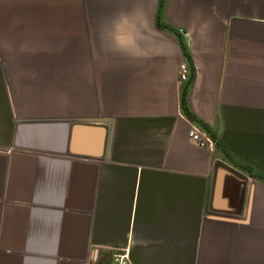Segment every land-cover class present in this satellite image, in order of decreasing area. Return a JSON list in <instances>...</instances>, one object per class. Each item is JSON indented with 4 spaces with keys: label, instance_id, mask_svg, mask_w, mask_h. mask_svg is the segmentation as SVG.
I'll return each instance as SVG.
<instances>
[{
    "label": "crops",
    "instance_id": "0c3cea01",
    "mask_svg": "<svg viewBox=\"0 0 264 264\" xmlns=\"http://www.w3.org/2000/svg\"><path fill=\"white\" fill-rule=\"evenodd\" d=\"M158 3L0 0V264H264V0Z\"/></svg>",
    "mask_w": 264,
    "mask_h": 264
},
{
    "label": "built area",
    "instance_id": "2783aa9c",
    "mask_svg": "<svg viewBox=\"0 0 264 264\" xmlns=\"http://www.w3.org/2000/svg\"><path fill=\"white\" fill-rule=\"evenodd\" d=\"M181 32V30H179ZM188 67L182 62L179 66V82L187 79ZM189 138L201 147L212 149L215 146L214 138L199 124L191 123L188 129ZM111 264H130L128 249L114 252L111 257Z\"/></svg>",
    "mask_w": 264,
    "mask_h": 264
},
{
    "label": "water",
    "instance_id": "95a60500",
    "mask_svg": "<svg viewBox=\"0 0 264 264\" xmlns=\"http://www.w3.org/2000/svg\"><path fill=\"white\" fill-rule=\"evenodd\" d=\"M101 122H104V120H99ZM101 131L104 132V128L101 126ZM74 134L71 135V143H73L74 141ZM103 140L101 139V145H100V150L99 152H97L96 154H94V157H99L101 155L102 152V144H103ZM235 172L229 168L227 165H225L224 163H217L215 166V171H214V176H213V189H212V200L214 201V199L216 200L217 198H219L221 191H222V187H223V183H224V179L226 176L228 175H234ZM214 197V198H213ZM215 208H218L215 206ZM219 209V208H218Z\"/></svg>",
    "mask_w": 264,
    "mask_h": 264
},
{
    "label": "trees",
    "instance_id": "16d2710c",
    "mask_svg": "<svg viewBox=\"0 0 264 264\" xmlns=\"http://www.w3.org/2000/svg\"><path fill=\"white\" fill-rule=\"evenodd\" d=\"M162 5H163V0H159V3H158V9H157V16H156V20H157V25H161L160 24V14H161V8H162ZM180 104H181V110L182 112L189 118H192L190 116V113L188 112V109H187V106H186V102H185V95H184V92L181 93V97H180ZM251 174L258 178V179H261L264 181V176L263 175H260L258 173H255V172H251Z\"/></svg>",
    "mask_w": 264,
    "mask_h": 264
}]
</instances>
